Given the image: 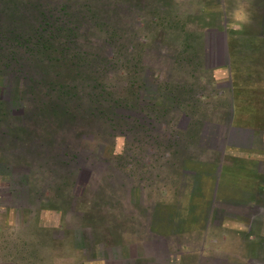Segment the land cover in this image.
Masks as SVG:
<instances>
[{
	"label": "rangeland",
	"instance_id": "374dc122",
	"mask_svg": "<svg viewBox=\"0 0 264 264\" xmlns=\"http://www.w3.org/2000/svg\"><path fill=\"white\" fill-rule=\"evenodd\" d=\"M232 2L0 0V264H264L258 211L207 190L260 180L264 0L242 32Z\"/></svg>",
	"mask_w": 264,
	"mask_h": 264
},
{
	"label": "crops",
	"instance_id": "0c3cea01",
	"mask_svg": "<svg viewBox=\"0 0 264 264\" xmlns=\"http://www.w3.org/2000/svg\"><path fill=\"white\" fill-rule=\"evenodd\" d=\"M223 47V46H222ZM221 47V52H219L218 56V63H215V66H223L224 65V51ZM224 50L225 46L223 47ZM250 132L251 136L249 135V144L246 148H239V155H247L251 157L252 159H258L257 165H256V172L255 174L258 175V178L260 180L257 183H254L253 188L250 187L246 183L240 182L239 178H243L244 175H238L236 174L235 177H232L228 180V178H225L226 173L223 168V163L221 164H209L208 167H205L207 169H210V176H209V182H207V190L210 195L213 194V196L210 199H216L220 195H227V194H233L234 197H236L238 202L244 201L246 204L245 206L258 211L259 216L256 217L258 220H261L264 222V205H257L255 204V194L258 191H264V170L261 169L264 166V133L260 132L258 135L255 134L254 130H247ZM246 180V178H244ZM255 180V179H254ZM256 184L257 188L256 187ZM206 190V192H207ZM208 193L206 195H209ZM255 217H252V219H249L248 226H242L241 228L247 229L246 235L250 237V239L253 237L250 234H253V220ZM222 227H226V224L222 225ZM223 228V230H224ZM233 229V228H230ZM236 231H239V234L244 233L243 231L240 232V230L235 229ZM166 244V243H165ZM166 247V245L164 246ZM221 255V254H220ZM214 256L216 258L210 259V264H226L227 258L223 256ZM249 260V259H248Z\"/></svg>",
	"mask_w": 264,
	"mask_h": 264
},
{
	"label": "clouds",
	"instance_id": "9594fccd",
	"mask_svg": "<svg viewBox=\"0 0 264 264\" xmlns=\"http://www.w3.org/2000/svg\"><path fill=\"white\" fill-rule=\"evenodd\" d=\"M228 30L242 32L252 22L248 0H233L229 10Z\"/></svg>",
	"mask_w": 264,
	"mask_h": 264
},
{
	"label": "trees",
	"instance_id": "16d2710c",
	"mask_svg": "<svg viewBox=\"0 0 264 264\" xmlns=\"http://www.w3.org/2000/svg\"><path fill=\"white\" fill-rule=\"evenodd\" d=\"M62 10H66V7H64V9L62 8ZM67 15H68V14H67ZM69 16L71 17V13H70ZM45 17H46V19H45V24H48V18H49V17H52V15L49 14L48 16H45ZM211 17H212V18H216L217 15H213V16H211ZM67 23H71V22L68 20ZM48 26H49V28L46 29L45 31L49 34V37H51V34L54 33L55 31H52V26H50L49 24H48ZM207 26H214V27H216L217 24H216L215 22H212V23L208 24ZM59 30L61 31L62 29L59 28ZM262 43H264V42H262ZM229 47H230V44H229ZM229 52H230V48H229ZM230 56H232L231 53H230ZM245 92H246V93L248 92V88H246V91H245Z\"/></svg>",
	"mask_w": 264,
	"mask_h": 264
}]
</instances>
